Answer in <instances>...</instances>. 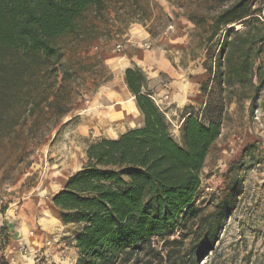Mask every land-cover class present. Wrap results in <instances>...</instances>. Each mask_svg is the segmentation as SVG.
<instances>
[{"label": "trees", "instance_id": "trees-1", "mask_svg": "<svg viewBox=\"0 0 264 264\" xmlns=\"http://www.w3.org/2000/svg\"><path fill=\"white\" fill-rule=\"evenodd\" d=\"M102 2L0 0V148L40 100L54 102L48 80L55 83L61 74L63 82L73 74L65 68L59 40L84 38L83 18L91 9L98 13ZM257 2L232 0L209 20L188 19L205 47L203 68L208 78L202 92L207 97L203 110L207 121L187 113L180 126L181 144L171 137L143 73L136 68L124 71L123 81L142 126L117 139L89 144L87 164L52 199L62 226L76 229L77 264H149L151 257L158 264H199L213 252L218 222L214 214L201 218L195 202L201 170L220 136V118L234 87L244 96L246 89L254 94L264 85L258 65L264 53L259 30L263 9H252ZM216 37L220 43L214 50L211 42ZM210 84L215 89L206 93ZM32 132L30 126L25 134L31 138ZM192 223L195 232L194 226L188 227ZM177 234L181 235L175 239ZM191 235L196 236L195 243L184 252L183 242ZM154 239L162 243L164 254L152 248Z\"/></svg>", "mask_w": 264, "mask_h": 264}, {"label": "rangeland", "instance_id": "rangeland-1", "mask_svg": "<svg viewBox=\"0 0 264 264\" xmlns=\"http://www.w3.org/2000/svg\"><path fill=\"white\" fill-rule=\"evenodd\" d=\"M231 1L103 0L98 13L91 9L85 14L84 38L59 40L65 68L73 74L66 75L63 82L61 74L55 83L48 80L53 85L50 98L54 102L49 105L40 100L32 114L22 117L24 120L14 129L17 133L11 135L10 142L0 148V209L16 218L23 204L39 203L35 225L43 239L34 255L41 259L39 264H77L73 239L76 229L62 226L57 210L50 209L49 196L61 187V175H72L87 164L88 145L103 139L85 120L98 107L94 98L109 82L119 81V87H123L121 80L126 69L120 58L126 53V45H131L134 53L152 51L156 61L164 59L174 67L172 83H168L170 79L165 74L156 80L172 84L171 89L159 92V97L150 94L169 124L171 137L181 144L180 126L187 113L207 121L203 115L207 97L202 92L208 78L203 68L205 47L200 44L198 29L188 19L209 20L221 5ZM257 7L263 9L260 18L264 22V0L252 9ZM235 29L241 26L236 25ZM259 30L264 36V25ZM144 43L150 47L146 49ZM219 43L220 37H216L211 47L217 50ZM117 45L121 46L120 51ZM113 58L116 66L111 63ZM258 65L264 74V53ZM198 72L203 73L201 80ZM253 82L256 84L257 79ZM236 87L220 118V136L209 150L200 174L195 206L201 218L215 215L218 239L213 252L199 264H264V85L254 94L246 89L244 96L238 95ZM214 89L215 84H210L205 90L207 93ZM173 95L183 97L181 106H176ZM12 113L17 112L13 109ZM30 126L34 134L31 138L25 134ZM194 224L188 227L193 228ZM195 240V235L185 240L182 251ZM161 246L159 241H152L156 253L164 254ZM32 254L24 247L15 256L31 259ZM147 261L158 264L152 257Z\"/></svg>", "mask_w": 264, "mask_h": 264}, {"label": "crops", "instance_id": "crops-1", "mask_svg": "<svg viewBox=\"0 0 264 264\" xmlns=\"http://www.w3.org/2000/svg\"><path fill=\"white\" fill-rule=\"evenodd\" d=\"M153 54L152 51L145 54L142 52L134 53L132 52L131 45H126V53L120 58V60L124 62V69L137 68L144 72V75L146 76L145 78L148 81L147 89L149 92L159 97V92H161V94L167 93V90L171 89L172 84L156 83L158 76L160 74H165L170 79V82L168 83H172L176 71L174 70V67L164 61V59L156 61L157 56H154ZM107 61L108 60H106V62ZM114 62L115 59L113 58L111 63L113 66H116L117 63ZM156 62H158V64H156ZM197 76L198 80L199 78L201 80L203 73L198 72ZM121 81L123 87H119V81L115 80L109 82L104 87V90L94 98V104L95 106L98 105V107L94 108L95 111L91 114L90 119L85 120V122H89V124H92L96 128V131L103 139H117L128 130L139 128L143 124L142 117L135 107L132 95L127 90L123 79ZM149 81L151 82L152 87ZM173 100L176 102V106L179 107L183 104L184 99L183 97L173 95ZM99 115L100 117H98ZM139 118H141V121ZM62 176L63 175L59 177L61 187L55 192V194L63 189L67 179L71 175L64 178ZM47 190L49 189L46 188L45 191ZM54 195L49 196L50 209H55L52 204ZM29 210H31V212ZM39 210L38 202L25 203L19 210V216L17 215L15 218L9 213V211H6L5 213L0 209V218L3 216L2 221L0 219V264H39L41 259H35L34 256L42 246L43 239L42 234L40 235V233H38L35 225V217ZM25 211L28 212L26 213ZM5 220L8 222L5 223ZM11 223L13 226H11ZM2 226L4 228L3 230L1 229ZM24 247H26L30 253H33V258L32 256L31 259H26L29 258L26 256H15L18 252L21 253V250Z\"/></svg>", "mask_w": 264, "mask_h": 264}, {"label": "built area", "instance_id": "built-area-1", "mask_svg": "<svg viewBox=\"0 0 264 264\" xmlns=\"http://www.w3.org/2000/svg\"><path fill=\"white\" fill-rule=\"evenodd\" d=\"M116 47H117V51H120L121 46H120V45H117ZM144 47H145L146 49H148V48L150 47V44H149V43H144ZM1 203H2V199L0 198V204H1Z\"/></svg>", "mask_w": 264, "mask_h": 264}, {"label": "bare ground", "instance_id": "bare-ground-1", "mask_svg": "<svg viewBox=\"0 0 264 264\" xmlns=\"http://www.w3.org/2000/svg\"><path fill=\"white\" fill-rule=\"evenodd\" d=\"M139 120L141 121V118H139ZM31 258V257H30Z\"/></svg>", "mask_w": 264, "mask_h": 264}]
</instances>
